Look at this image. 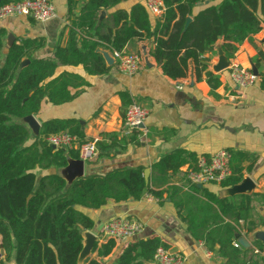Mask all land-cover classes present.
Here are the masks:
<instances>
[{
	"label": "trees",
	"instance_id": "1",
	"mask_svg": "<svg viewBox=\"0 0 264 264\" xmlns=\"http://www.w3.org/2000/svg\"><path fill=\"white\" fill-rule=\"evenodd\" d=\"M19 0H2L0 5ZM126 0H66V15L54 46L53 56L36 57L45 46L44 38H20L5 48L7 32L0 27V264L1 250L6 261L14 264H77L83 247L82 232L94 229V222L78 207L98 210L109 201L122 203L138 201L145 195L169 199L187 232L204 247L225 258L223 264H264L263 248H235L241 235L239 222L245 226L244 236L264 225L257 222L251 209L254 199L264 207V195H241L218 199L205 188L194 186L182 192L172 186L179 181L180 168L195 163L197 157L176 149L159 158L150 167L148 184L145 168H120L103 175L84 176L70 185L58 174L67 159H79L75 150L54 148L46 139L68 132L84 139L78 121L50 119L40 124L32 135L23 122L37 115L43 102L51 106L69 103L90 86L81 74L63 68H80L88 77L109 74L99 49L121 52L130 43L150 41L147 54L137 52L141 67L152 60L170 80L184 79L190 68L196 80L202 79L212 90L220 84V74L209 70V53L221 43L224 55L232 60L244 42L257 47L256 36L264 34V0H163L165 11L154 24L141 4L128 11L115 9ZM197 5H202L195 12ZM106 12L105 16L100 13ZM187 18L191 22L185 29ZM66 39L62 44V39ZM264 63L258 52L251 63ZM264 91V75L257 77ZM122 111L131 98L126 91L118 93ZM32 141L29 143V141ZM226 169L230 176L220 185L233 187L249 173L256 157L233 149L227 150ZM248 162L244 168L242 165ZM95 243L92 254L84 264H148L159 246H169L159 237L129 240L119 244L103 237ZM254 249L259 254L254 253Z\"/></svg>",
	"mask_w": 264,
	"mask_h": 264
},
{
	"label": "crops",
	"instance_id": "2",
	"mask_svg": "<svg viewBox=\"0 0 264 264\" xmlns=\"http://www.w3.org/2000/svg\"><path fill=\"white\" fill-rule=\"evenodd\" d=\"M51 1L56 7L58 17L48 23L39 24L22 16L0 20V27L6 30L7 36L14 37V40L45 39V46L35 53L36 57L53 56L54 46L65 23L66 0ZM220 1L216 0L211 4ZM143 2L144 0H126L114 10L128 11L136 4L143 5ZM200 8L202 5H197L195 12ZM102 13L103 16L106 15L105 11L100 14ZM150 21L154 24L156 19L150 18ZM7 36L5 52L8 47ZM65 42L66 39H62V44ZM256 45L257 47H253L248 42H244L234 58L228 60L229 63L234 61L242 67L256 71L258 77L264 75L263 62H259L258 67L255 68L251 63V58L258 52L264 54L263 33L256 36ZM151 48V42L146 40L140 44L130 43L125 50L136 53L142 51L147 54ZM218 48L222 49L220 42L215 46V53L208 54L211 60L210 71L211 66L217 63ZM99 51L109 54L104 49ZM147 61L149 65L140 67L133 76L120 74L115 63L109 74L100 77H88L80 68L60 67V71L68 70L83 75L91 86L69 103L51 106L43 102L39 113L33 116L39 124L50 119H74L81 126L83 141L96 140L97 154L92 161L84 163L83 177L103 175L111 170L125 167L142 166L150 171L153 163L176 149L186 150L195 154L197 158L209 156L219 149H233L256 157L252 170L249 173L244 171V178H249L254 188L249 194L244 195H264V91L260 89L258 80L254 85L241 89L231 83L229 72L225 70L218 73L220 86L212 90L205 81L204 73L202 79L197 81L193 69L190 68L184 79L174 81L162 75L160 68L152 60L147 59ZM121 91H126L130 98L135 99L149 111L145 122L148 132L143 138H139L138 132H133L131 136L123 133L125 109L122 111L118 96ZM191 164L193 165L189 163L180 168L178 174L180 180L173 182L172 186L177 187L175 183L181 181L182 171ZM242 165L246 168L249 163L244 162ZM62 169L57 171L60 176ZM193 187L189 191L178 188L187 193L191 192ZM200 188H205L218 199L241 196H228L226 194L228 188L216 184L200 186ZM164 198L153 203L144 199L122 203L109 201L98 210L78 207L79 211L94 222V229L84 231L82 234L93 235L96 238L95 243L100 244L104 239L102 225L115 217H127L142 225L141 231L130 240L159 237L169 248L183 256L182 264L225 263V258L209 252L201 241L192 238L186 230V224L178 218L170 200L166 199L165 195ZM251 209L257 222L264 221V207L258 200L253 198ZM239 225L242 229L239 239H243L249 245L243 248H253L252 245L255 243L263 248L261 256L264 257V225L246 236H244V223L240 221ZM260 234L263 236H259ZM117 253L107 264L115 261ZM91 256H94L92 252L83 258L81 264ZM12 262L14 261L11 260L10 263Z\"/></svg>",
	"mask_w": 264,
	"mask_h": 264
},
{
	"label": "built area",
	"instance_id": "3",
	"mask_svg": "<svg viewBox=\"0 0 264 264\" xmlns=\"http://www.w3.org/2000/svg\"><path fill=\"white\" fill-rule=\"evenodd\" d=\"M143 6L150 18L160 19L165 11L163 0H144ZM28 17L39 24L48 23L58 17L56 7L51 0H19L18 2L0 5V20L16 17ZM108 51V50H107ZM110 57L116 64L120 74L126 76L135 75L140 67L141 60L137 53L123 50L108 51ZM231 83L241 89H246L257 82V77L249 68L242 67L236 62H230L227 68ZM181 89L180 86H178ZM149 111L142 104L131 98L124 110L123 133L131 136L133 132H138L139 138L147 134L145 127ZM46 142L54 148H65L67 150H77L79 159L83 163L92 161L97 154L96 140L79 142L78 138L68 132L53 134L46 139ZM228 152L219 149L209 156H200L197 161L182 171L181 181L175 183L184 191H189L193 186H205L209 184L221 185L229 176L227 171ZM149 203L158 202L160 199L152 195L142 197ZM142 229V225L127 217H115L106 221L101 228L103 237L113 238L117 243L123 244L136 236ZM233 246L238 248V242ZM254 253L259 254L257 249ZM183 256L171 248L159 246L153 256V264H182Z\"/></svg>",
	"mask_w": 264,
	"mask_h": 264
},
{
	"label": "water",
	"instance_id": "4",
	"mask_svg": "<svg viewBox=\"0 0 264 264\" xmlns=\"http://www.w3.org/2000/svg\"><path fill=\"white\" fill-rule=\"evenodd\" d=\"M2 0H0L1 2ZM104 13H102L101 15L103 16ZM191 22L190 18H187L186 20V24H185V29L187 28V26L189 25V23ZM14 37H12L11 35L7 36V44L8 46H10L13 42H14ZM106 64L108 66H112L114 64L113 59L109 56L108 53L106 52H102L99 51ZM217 63L215 65L211 66V71L213 73H221L225 70H227L228 66H229V61L226 58V56L224 55V52L222 51L221 48L217 49ZM145 64L148 66V61L145 60ZM253 73L257 76L256 71H253ZM23 122L29 127V129H31L32 133L34 134V136H36L39 132L40 129V124L36 121V119L34 118L33 115H30L28 117H25L23 119ZM83 169H84V163L82 160L80 159H67V165L66 167H64L60 173L61 176L65 179V181L67 182L68 185H70L74 180L82 178L83 177ZM149 170H145L144 171V179L145 182L148 184V179H149ZM198 188H200V185L197 186ZM254 188V184L253 182L249 179V178H244L241 183L230 187L226 190V194L228 196H234V195H244V194H249L252 189ZM83 236V234H82ZM259 236H263L262 234H260ZM262 239V238H261ZM96 242V238L91 235V234H85L83 236V247L82 250L79 254L78 260H77V264H81L83 258L85 256H87L90 252H92L93 247L95 245ZM239 244L242 247H248V243H246L243 239H239L238 240ZM1 255L3 257V251L1 250ZM2 264H14V262L9 263L8 261H6V259L3 257L2 259Z\"/></svg>",
	"mask_w": 264,
	"mask_h": 264
},
{
	"label": "rangeland",
	"instance_id": "5",
	"mask_svg": "<svg viewBox=\"0 0 264 264\" xmlns=\"http://www.w3.org/2000/svg\"><path fill=\"white\" fill-rule=\"evenodd\" d=\"M3 53H5V50H3ZM132 53H136V52H132ZM31 130V129H30ZM32 132V131H31ZM32 135L34 136V134L32 133ZM32 141V139L29 141V143ZM4 257V256H3ZM92 257V256H91ZM11 262V260L9 261V263Z\"/></svg>",
	"mask_w": 264,
	"mask_h": 264
}]
</instances>
